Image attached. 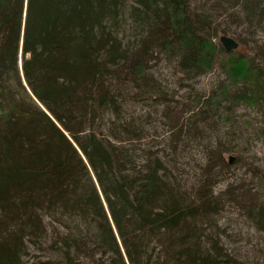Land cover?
<instances>
[{
    "label": "trees",
    "instance_id": "1",
    "mask_svg": "<svg viewBox=\"0 0 264 264\" xmlns=\"http://www.w3.org/2000/svg\"><path fill=\"white\" fill-rule=\"evenodd\" d=\"M262 21L263 0H0V264H255L219 222L232 207L264 232V176L229 171L211 125L264 111V52L217 41ZM158 55L181 86L224 78L180 102Z\"/></svg>",
    "mask_w": 264,
    "mask_h": 264
},
{
    "label": "rangeland",
    "instance_id": "2",
    "mask_svg": "<svg viewBox=\"0 0 264 264\" xmlns=\"http://www.w3.org/2000/svg\"><path fill=\"white\" fill-rule=\"evenodd\" d=\"M218 12L219 15L216 17V20L219 22L223 21L224 19L221 18L222 14L220 11ZM208 13L211 14V19L215 17L211 11ZM123 20L124 26L121 28L122 32L132 35L134 26L130 22L128 14L125 12L123 14ZM253 23L248 24L244 22L240 26L231 25L234 33L228 36L238 42V47L232 50V52L236 53L240 51L241 53H248L250 56L257 55L259 51L264 52L262 46L260 47V41L264 39V22L261 25ZM133 36L134 34L130 36L131 40ZM217 41L219 42L218 38ZM166 62L158 55L153 60L152 67L155 71L154 74L156 78L166 84L167 93L169 95L171 94L172 98L180 102L189 101L192 98L191 95L193 92L188 90L189 87H192L194 92L206 94L211 90H215L213 88L217 87L218 80L224 78V74L217 67L206 74L196 77L192 81L186 79V85L181 86L177 80L179 74L176 73L172 65ZM259 62L261 61L259 60ZM154 102L152 99L145 100L142 107H139V111L150 112L156 117L160 116L163 105L157 107V111H155V107L152 104ZM237 104L230 106L231 109L225 112L226 114H223V117H220L218 121H212L211 127L217 128V134L225 138L222 142H224L229 151L224 153V159L228 162V157H232V161L228 165L230 166L229 171L237 172L236 174L239 172L243 179L254 182L258 181L256 176L253 178L254 175L252 174H255V172H262L264 176V111L259 107L249 104ZM228 116L231 117V120H234L233 123H231L232 121L228 122ZM224 131L225 134L228 131H232L235 134V138L229 142V137L227 138L225 136ZM233 177H227L218 181L214 186L215 192L224 188L227 181ZM219 224L229 231L228 237H226L229 244L247 251L251 256L250 261L253 263L264 264V232L256 230L246 221L244 216L232 207H227L222 213Z\"/></svg>",
    "mask_w": 264,
    "mask_h": 264
},
{
    "label": "water",
    "instance_id": "3",
    "mask_svg": "<svg viewBox=\"0 0 264 264\" xmlns=\"http://www.w3.org/2000/svg\"><path fill=\"white\" fill-rule=\"evenodd\" d=\"M219 43L226 51H231L238 47V42L234 38L228 35H221L219 37ZM231 161H232V157L229 156L228 162H231Z\"/></svg>",
    "mask_w": 264,
    "mask_h": 264
}]
</instances>
